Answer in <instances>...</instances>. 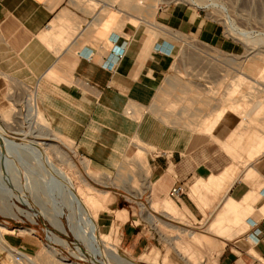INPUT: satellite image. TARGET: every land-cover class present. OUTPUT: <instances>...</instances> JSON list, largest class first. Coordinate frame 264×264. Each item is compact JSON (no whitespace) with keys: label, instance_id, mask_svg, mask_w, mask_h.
<instances>
[{"label":"rangeland","instance_id":"obj_1","mask_svg":"<svg viewBox=\"0 0 264 264\" xmlns=\"http://www.w3.org/2000/svg\"><path fill=\"white\" fill-rule=\"evenodd\" d=\"M75 1L90 16L96 15L95 27L105 26L119 32L127 24L132 30H139V21L145 18L169 31L165 35V29L159 30L163 31V35L156 37L155 47L169 56L170 62L165 66L154 102L142 113L139 135L136 132L122 139L119 163H99V169L107 172L87 174L84 168L87 163L83 161V155L75 150L72 141L62 137L41 111L38 118H32L27 103H20L22 93L17 91L11 80L0 74L1 128L17 143L33 141L47 144L49 149L45 150L56 165L64 168L69 160L87 184L97 190L108 191L99 194L104 201L98 210L103 238L111 241L118 253L133 264H215L216 251L211 249L212 245L209 247L208 238L182 242L180 236L190 237L192 230L175 228L159 218L175 231L164 235L156 229L164 237L157 248L153 246L140 257L127 254L119 235L120 224L125 219L120 218L118 210L129 208L137 213L139 208H144L143 200L138 198L144 174L141 167L148 173L149 153L158 148H190L211 158H220L225 163H232L230 174L245 169L253 155L259 153L256 137L264 138V0H132L139 6L137 11L128 8L130 6L126 2L129 0ZM149 3L155 5L151 19L141 8ZM178 6L182 14L174 19L170 13ZM189 8L198 17L183 21V13ZM141 29L146 36L153 34V28L145 26ZM257 101L261 105L256 109ZM219 112L221 117L217 119ZM136 118H139L138 113ZM54 147L58 149V154L54 152ZM19 151L9 157L7 165L0 159V183L2 188H10L13 192L23 189L24 192L34 193L33 197L35 195L34 199H37L36 203L30 199V206L14 201L18 209L8 204L11 200L7 197L0 199V226L5 228L2 234L4 240L11 247L25 252L36 264H95L87 252L82 255L76 251L77 247L86 250L81 240L70 230H57L39 212L49 210L52 213L54 195L48 193V189L55 184L49 181L48 168L38 162V158L28 150ZM22 151L25 153L22 154ZM24 183L29 185H26L27 189ZM169 204V213L186 223V217L176 205ZM61 220L65 226L68 224L66 215ZM50 232L56 235V242L47 239ZM33 237L40 243L34 250L11 244L14 238ZM1 259L5 264H28L19 253L2 248L0 264ZM97 259L105 260L101 256Z\"/></svg>","mask_w":264,"mask_h":264},{"label":"crops","instance_id":"obj_2","mask_svg":"<svg viewBox=\"0 0 264 264\" xmlns=\"http://www.w3.org/2000/svg\"><path fill=\"white\" fill-rule=\"evenodd\" d=\"M180 10L170 13L174 19ZM87 12L75 0H0V74L22 93L20 103L32 97L58 133L72 141L89 174L88 164L95 173L102 171L99 163H119L122 139L139 135L142 113L154 102L170 58L155 47L163 35L157 28L168 35L165 27L154 24L149 36L140 24L139 30L125 24L117 32L95 27L96 15ZM193 17L198 15L192 8L183 13V21ZM114 40L124 47L119 59ZM255 144L259 153L237 174H230L231 162L190 148L150 152L138 193L144 208L126 209L120 224L125 252L140 257L158 247L164 237L153 226L155 216L208 238L215 264H264V138L257 136ZM179 184L182 193L171 195ZM169 203L186 223L170 214ZM36 240L14 238L11 244L34 250Z\"/></svg>","mask_w":264,"mask_h":264},{"label":"bare ground","instance_id":"obj_3","mask_svg":"<svg viewBox=\"0 0 264 264\" xmlns=\"http://www.w3.org/2000/svg\"><path fill=\"white\" fill-rule=\"evenodd\" d=\"M126 5L130 6L128 8L129 9L132 8L133 11L139 10V6L135 2H133L132 0H129V2L127 1ZM142 7H143V11L145 12V13L144 12L143 13L146 14V17H148V18L150 17V19H151V17L155 13V5L153 3H149V4H145V5L141 6V8ZM224 8L225 7L223 6V9ZM147 23H149V25H147ZM145 26H147L148 28H154V24L151 22V20L141 18L140 27L142 28ZM158 30H162V29L158 28ZM262 75L264 77V70H263ZM259 105H261V103L259 101H257V103H255L256 109L259 107ZM27 106H28V110H29L32 118L33 117L38 118L39 111H41V113H42L41 108L39 110L40 106L38 105V103L33 102L32 97H30V101H29V103H27ZM227 107H225V108H227ZM250 113H247V116H250ZM220 116H221V114L219 112L216 115V118L218 119ZM29 117H30V115H29ZM1 119L3 121H5V119H3V118H1ZM214 120H215V118H214ZM211 123H213V121L210 122V125H211ZM212 125L210 126V128L212 127ZM207 128H209V127H207ZM22 142H25V141H22ZM19 149H21V150L23 149L26 151L28 150L27 152H29L34 157L38 158V162L41 161L43 163V165L48 168L47 173H49V176H50V179L49 178L48 179H49V181L50 180L53 181V183L55 184L54 187L51 184L52 190H51V188L48 189V191H49L48 193H52L54 195V196H52L54 201L53 200L51 201L52 203L54 202V204H53V208L51 205L52 213L51 212L49 213L48 212L49 210L48 211L40 210L39 212L41 214H43L45 216V218H48L53 223V226L57 230H59L61 232H67V230H70L79 240L82 241V243L85 244L86 250H82L81 248L77 247L76 251L79 254L87 252L89 254V256H91L92 259L97 264H112V263L113 264H133L131 261L122 257L118 253L116 247L113 246V244H110L111 241H107V240H105V238H103L104 237V233H103L104 231H103V226H102L101 222L98 220V214H99L98 210L101 209L104 201H102L101 196L99 197V194L100 193H107L108 191H100V190L95 189L91 185L87 184L83 180V177L79 175V173L75 169L73 163L70 162L69 160L67 161L66 166H64V168L56 165L54 160L49 155V152H47L45 150V149H49V146L47 144L43 145L40 142H33V141H28L25 143H17L0 126V159H3L2 160L3 163H5L7 165V162L10 161V159H11V158L9 159V157L11 155L13 156V154L18 152ZM53 149H54V152L58 154V149L55 147ZM23 152L25 153V151H22V154H23ZM16 158L20 160V158H18V157H16ZM19 160H17V161H19ZM42 163H40L39 165L41 166ZM25 164H26V162H25ZM37 165H38V163H37ZM91 167L92 166L90 164H88L87 172L92 175L93 170L91 169ZM39 169H41V167ZM141 170L145 171L143 166L141 167ZM39 177H41V176H39ZM27 180H28V177H27ZM1 183H0V199H4L5 197H7V199L11 200L8 204L12 205V206H16L17 209H18V206L16 205V203L14 201H19L26 206H30V199L34 200L33 202H35V199H37V198L34 199V197H35V195L33 197L34 193L31 194V192H24V191H22L23 189L21 191L13 192L10 188L6 189V187H4V186H3L4 188H2L3 184H1ZM24 185H25V189H27L29 187V185L26 183H24ZM26 185L28 187H26ZM48 186H50V185H48ZM23 187L24 186H22V188ZM47 187H46V191H47ZM53 188H55V190ZM138 193H139V191H138ZM46 199H47V197H46ZM19 211H20V213H23V211L21 209ZM118 212H119L118 214H119L120 218H122V219L126 218L125 210H118ZM63 215H66V219L68 221L67 222L68 224L66 226L63 224V222L61 220V217ZM150 217L152 219L153 226L156 229H158L161 234L170 235L169 233L171 231H175L172 226L168 225L167 223L162 222L161 220H159L155 216H150ZM28 230H30V229H28ZM4 231H5V228L3 226H0V248L6 250L8 252H11V253H14V252L19 253L20 256L22 257V260L25 263L36 264V263H33L32 259L25 252H22L21 250H17L15 248L11 247L4 240L3 235H2ZM25 231H27V230H25ZM180 237H182V242H187L184 240H189V239H191L192 241L195 240L196 242L199 241V239L200 240L205 239L201 236H195L193 233L190 237H186V236H184V237L180 236ZM48 238L54 242H56L58 240L56 235L53 234L52 232L49 233L47 239ZM73 254H76V253L73 252ZM97 256H101L105 260L99 261L97 259ZM182 256H184V255H182ZM1 263L5 264V262H3L2 259H1ZM68 264H73V263H68Z\"/></svg>","mask_w":264,"mask_h":264},{"label":"built area","instance_id":"obj_4","mask_svg":"<svg viewBox=\"0 0 264 264\" xmlns=\"http://www.w3.org/2000/svg\"><path fill=\"white\" fill-rule=\"evenodd\" d=\"M112 44H113V48L116 47V50H115L116 59H119L123 54L124 47H123V45H120L119 47H117L116 46V40L112 41ZM182 190H183V186L181 184H179V185L174 186L171 189L170 194L173 196H178L182 193Z\"/></svg>","mask_w":264,"mask_h":264}]
</instances>
